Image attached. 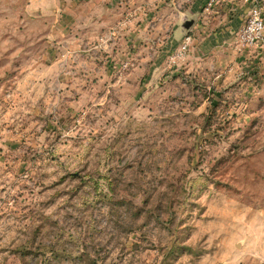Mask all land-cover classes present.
I'll list each match as a JSON object with an SVG mask.
<instances>
[{"label": "rangeland", "instance_id": "1", "mask_svg": "<svg viewBox=\"0 0 264 264\" xmlns=\"http://www.w3.org/2000/svg\"><path fill=\"white\" fill-rule=\"evenodd\" d=\"M197 1L0 0V264H264V42Z\"/></svg>", "mask_w": 264, "mask_h": 264}, {"label": "built area", "instance_id": "2", "mask_svg": "<svg viewBox=\"0 0 264 264\" xmlns=\"http://www.w3.org/2000/svg\"><path fill=\"white\" fill-rule=\"evenodd\" d=\"M249 6V13L243 29L237 34V43L242 47L258 48L264 42V0H241ZM215 4V0L207 3L206 10ZM191 44V37H187L182 52H186Z\"/></svg>", "mask_w": 264, "mask_h": 264}, {"label": "crops", "instance_id": "3", "mask_svg": "<svg viewBox=\"0 0 264 264\" xmlns=\"http://www.w3.org/2000/svg\"><path fill=\"white\" fill-rule=\"evenodd\" d=\"M210 0H198V4L200 6L201 3L207 4ZM216 2V0H215ZM223 2V3H222ZM220 3H222L223 5V9L222 11H227L230 14L229 15H225V22H223L224 25L226 24H231V26L233 28H238L241 25V22H244L248 13H249V6L246 4H243L241 2H239L238 0H217V5L214 4V6L211 8V10L214 11V14L217 15L218 12H216L215 10L218 9ZM198 6V7H199ZM232 12V13H231ZM214 14H212L214 16ZM211 15V16H212ZM210 17L209 15H204L203 17V24H213L215 23V21H219L221 20L219 17ZM211 18L209 21L208 19ZM233 19V20H232ZM221 24V25H223ZM202 27H207V25H203ZM195 41V40H194Z\"/></svg>", "mask_w": 264, "mask_h": 264}, {"label": "water", "instance_id": "4", "mask_svg": "<svg viewBox=\"0 0 264 264\" xmlns=\"http://www.w3.org/2000/svg\"><path fill=\"white\" fill-rule=\"evenodd\" d=\"M192 22H186V25H185V28L188 30V29H190V27H191V24ZM189 34V32H187L186 34H185V36L184 37H186L187 35Z\"/></svg>", "mask_w": 264, "mask_h": 264}]
</instances>
